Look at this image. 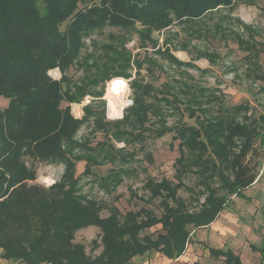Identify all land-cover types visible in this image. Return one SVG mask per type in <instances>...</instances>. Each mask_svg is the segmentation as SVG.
Listing matches in <instances>:
<instances>
[{
  "label": "trees",
  "instance_id": "trees-1",
  "mask_svg": "<svg viewBox=\"0 0 264 264\" xmlns=\"http://www.w3.org/2000/svg\"><path fill=\"white\" fill-rule=\"evenodd\" d=\"M234 1L0 0V96L8 99L0 112L2 258L20 264H132L133 256L157 251L172 259L183 252L189 241V225L197 229L209 224L223 208L228 195H242L256 176L246 174L238 159L250 148V139L256 131L230 117L208 121L202 118L199 130H177L181 137L179 149L186 146L193 153L189 166L197 167V173L199 167L209 178L218 175L224 179L221 181L228 192L218 196L208 188L203 208L198 212L178 211L181 200L176 197V185L171 181L162 179L156 183L149 179L147 187L160 198L159 216L139 209L127 211L120 218L113 208L103 218L95 202L76 196V181L69 169L63 181L42 189L24 183L33 172L19 160L25 153L64 156V149L71 151L76 146L73 136L87 116L75 118L68 105L78 102L85 90L75 87L72 93L66 71L82 47V38L89 32L112 26L134 30L140 41L150 40L154 30L174 20H194L218 6L229 7ZM89 2L92 4L87 7ZM109 49L113 47L106 48ZM120 53L113 61L128 64L129 54ZM54 68L61 73L59 79L48 74ZM131 86L134 103L123 117L125 127L115 130L118 141L123 139V134L131 140L133 131L138 135L134 134L132 140L142 139L144 132L141 133L140 126L149 121V115L161 111L153 102L146 101V97H156L152 86L135 81ZM61 101L67 106L60 107ZM242 106L236 105L232 111ZM189 114L194 116V111ZM150 128L158 137L170 131L164 126ZM239 138L243 141L237 154L234 147L235 139ZM182 157L180 153L178 163ZM226 163L229 171H233L231 179L222 173ZM88 171L90 165L86 161L82 173ZM157 223L162 224L164 233H158L155 238L151 234L140 235ZM88 225L101 230L103 248L94 258L88 257L81 245L72 243L75 230ZM260 251H264V241ZM209 252L215 257L223 256L224 264H241L230 250L209 248Z\"/></svg>",
  "mask_w": 264,
  "mask_h": 264
},
{
  "label": "rangeland",
  "instance_id": "rangeland-1",
  "mask_svg": "<svg viewBox=\"0 0 264 264\" xmlns=\"http://www.w3.org/2000/svg\"><path fill=\"white\" fill-rule=\"evenodd\" d=\"M91 4L89 2L87 7ZM81 43L66 75L72 93L75 87L81 86L85 94L75 102L78 105L68 106L75 118L87 116V119L73 136L76 146L71 151L64 149V156L41 157L29 153L21 156L20 163L33 172L32 177L24 181L27 186L48 189L63 181L69 169L76 181V196L95 202L103 218L113 208L121 218L127 211L139 209L159 216L162 213L160 198L152 194L146 182L167 179L176 185V197L181 200L178 211L198 212L210 189L218 196L228 192L221 181L224 179L218 175L209 178L199 167L197 173V167L189 166L193 153L186 146L179 149L181 137L177 130H199L202 118L208 121L230 117L239 124L255 128L250 148L238 160L246 174L259 176L264 193V0H235L229 7L218 6L194 20H174L154 30L150 40L140 41L132 29L104 26L89 32ZM108 46L113 50H106ZM120 52L129 54L128 64L113 61ZM51 70L48 74L52 78L61 77L58 68ZM117 78L129 82L130 95L125 99L133 100L131 83L134 81L148 84L154 90L156 97H146V101L153 102L161 111L158 115H149V121L140 126L141 133L144 132L140 140H132L134 134L138 135L136 131L130 135L131 140L123 134V139L118 141L114 135L116 128L125 127L123 119L110 118L107 90L110 81ZM85 98L90 102L81 105ZM7 102L6 97L0 96V112ZM239 104L244 107L232 111ZM65 106L67 103L61 101L60 107ZM131 107L124 109V115ZM191 110L194 116L189 114ZM151 126L168 127L170 131L158 137ZM200 138L204 140L203 136ZM242 141V138L235 139L237 154ZM180 153L183 159L178 163ZM86 161L90 171L82 173ZM223 166V175L231 179L233 171H229L227 163ZM249 194L253 200L241 201L228 195L225 210L229 213L224 217L227 225L235 220L238 224L260 225L264 216V195H259L258 189ZM188 230L190 239L182 254L184 259H179L178 263L187 264L197 259L201 264H221V258H205L204 241H198L202 228L194 229L189 225ZM161 232H165L162 224L157 223L140 235L151 234L155 238ZM100 236L98 226L88 225L75 230L72 243L81 245L86 255L94 258L103 248ZM158 256L165 255L151 251L135 255L131 261L134 264L167 261L159 262Z\"/></svg>",
  "mask_w": 264,
  "mask_h": 264
},
{
  "label": "crops",
  "instance_id": "crops-1",
  "mask_svg": "<svg viewBox=\"0 0 264 264\" xmlns=\"http://www.w3.org/2000/svg\"><path fill=\"white\" fill-rule=\"evenodd\" d=\"M259 181H260L259 176L255 177L253 182L245 189H243L242 195H231V196L236 197V199H239L241 201L253 200L250 198L251 194H249V192L251 193L253 189H258V194L263 196L264 193H262V187H260L261 185L259 184ZM226 203L227 201L225 202L223 208L216 215L213 221H211L207 225L199 227L202 228L201 231L203 232V234L201 233L198 234V241H204V248H205L204 254L207 253L205 254L206 256L205 258L208 257L214 259L221 258L222 260L221 264H224L223 256L215 257L210 254L209 248H214V249H221L223 251L226 250L232 251V253H234L239 257L241 264H264V251L263 252L260 251L264 241V216L260 222V225L254 224L253 222L249 224H238L236 220L235 223H229L227 225L224 221V217L227 215V213H229L225 210ZM187 243L185 247L187 246ZM183 252L177 257L172 259H168L165 256L162 257L158 256L156 259L159 260V262H164L167 260L163 264H179L178 260L184 259V256L182 255ZM194 263L201 264L200 260L197 259L187 264H194ZM0 264H20V263L12 262L0 258ZM132 264H134V262H132ZM145 264H150V263L146 262Z\"/></svg>",
  "mask_w": 264,
  "mask_h": 264
},
{
  "label": "clouds",
  "instance_id": "clouds-1",
  "mask_svg": "<svg viewBox=\"0 0 264 264\" xmlns=\"http://www.w3.org/2000/svg\"><path fill=\"white\" fill-rule=\"evenodd\" d=\"M130 95L129 82L122 78L113 79L108 85V102L111 110L112 119H123L124 109L131 107L134 101L131 98L125 99ZM123 146V145H121Z\"/></svg>",
  "mask_w": 264,
  "mask_h": 264
},
{
  "label": "built area",
  "instance_id": "built-area-1",
  "mask_svg": "<svg viewBox=\"0 0 264 264\" xmlns=\"http://www.w3.org/2000/svg\"><path fill=\"white\" fill-rule=\"evenodd\" d=\"M90 102V100H89V98H85L82 102H81V105H87L88 103ZM73 104V106L76 104V103H72ZM72 104H71V106H72ZM76 105H78V104H76ZM79 111H82V110H79ZM79 113V112H78ZM77 113V114H78Z\"/></svg>",
  "mask_w": 264,
  "mask_h": 264
},
{
  "label": "bare ground",
  "instance_id": "bare-ground-1",
  "mask_svg": "<svg viewBox=\"0 0 264 264\" xmlns=\"http://www.w3.org/2000/svg\"><path fill=\"white\" fill-rule=\"evenodd\" d=\"M54 73H55V72H54ZM52 75H53V74H52ZM107 91H108V90H107ZM107 91H106V92H107ZM75 106H76V105H75Z\"/></svg>",
  "mask_w": 264,
  "mask_h": 264
}]
</instances>
